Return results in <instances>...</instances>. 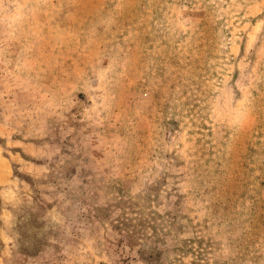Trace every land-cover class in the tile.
Wrapping results in <instances>:
<instances>
[{
	"label": "rangeland",
	"instance_id": "obj_1",
	"mask_svg": "<svg viewBox=\"0 0 264 264\" xmlns=\"http://www.w3.org/2000/svg\"><path fill=\"white\" fill-rule=\"evenodd\" d=\"M0 264H264V0H0Z\"/></svg>",
	"mask_w": 264,
	"mask_h": 264
}]
</instances>
